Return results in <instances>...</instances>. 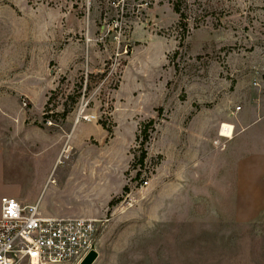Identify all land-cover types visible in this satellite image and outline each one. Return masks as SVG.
Returning a JSON list of instances; mask_svg holds the SVG:
<instances>
[{
	"label": "rangeland",
	"instance_id": "obj_1",
	"mask_svg": "<svg viewBox=\"0 0 264 264\" xmlns=\"http://www.w3.org/2000/svg\"><path fill=\"white\" fill-rule=\"evenodd\" d=\"M0 138L44 216L97 219L89 264H264L232 195L264 143V0H0Z\"/></svg>",
	"mask_w": 264,
	"mask_h": 264
},
{
	"label": "built area",
	"instance_id": "obj_2",
	"mask_svg": "<svg viewBox=\"0 0 264 264\" xmlns=\"http://www.w3.org/2000/svg\"><path fill=\"white\" fill-rule=\"evenodd\" d=\"M99 229L97 219L44 216L38 202L24 204L2 196L0 264H79L94 251Z\"/></svg>",
	"mask_w": 264,
	"mask_h": 264
},
{
	"label": "crops",
	"instance_id": "obj_3",
	"mask_svg": "<svg viewBox=\"0 0 264 264\" xmlns=\"http://www.w3.org/2000/svg\"><path fill=\"white\" fill-rule=\"evenodd\" d=\"M253 130L261 131L257 127ZM251 132L252 130L248 129L245 134L249 136ZM246 146L248 147L246 153L237 159L235 179L232 184L234 215L241 222L255 221L264 215V143L253 142L252 145L247 141ZM7 147L8 142L0 138V211L1 197L5 195L13 196L24 204L38 202L40 208V196L36 201L31 202L23 195L19 172L26 167L23 166V169L17 171L12 169L9 155L5 150ZM48 178L49 174H46L43 178L44 182Z\"/></svg>",
	"mask_w": 264,
	"mask_h": 264
},
{
	"label": "trees",
	"instance_id": "obj_4",
	"mask_svg": "<svg viewBox=\"0 0 264 264\" xmlns=\"http://www.w3.org/2000/svg\"><path fill=\"white\" fill-rule=\"evenodd\" d=\"M174 9L176 12L180 13L181 16H183V12L181 11V7L179 5L178 2H174ZM55 92V93H54ZM54 95L56 94V91H54ZM69 110H64V115L68 114ZM51 115L48 114V112H45L43 117H44V120H47ZM154 123H155V120L154 119H150L148 122H146L144 125H143V128H142V146H143V149H142V153L139 157V161L142 163L146 157V150L144 149V144L149 140V128L154 126Z\"/></svg>",
	"mask_w": 264,
	"mask_h": 264
},
{
	"label": "bare ground",
	"instance_id": "obj_5",
	"mask_svg": "<svg viewBox=\"0 0 264 264\" xmlns=\"http://www.w3.org/2000/svg\"><path fill=\"white\" fill-rule=\"evenodd\" d=\"M88 118L89 117H87L86 119ZM232 129H233V126L231 124L224 123L222 124L220 135L224 137H232V134H233Z\"/></svg>",
	"mask_w": 264,
	"mask_h": 264
},
{
	"label": "water",
	"instance_id": "obj_6",
	"mask_svg": "<svg viewBox=\"0 0 264 264\" xmlns=\"http://www.w3.org/2000/svg\"><path fill=\"white\" fill-rule=\"evenodd\" d=\"M94 256L95 252H90L80 264H89L94 259Z\"/></svg>",
	"mask_w": 264,
	"mask_h": 264
}]
</instances>
